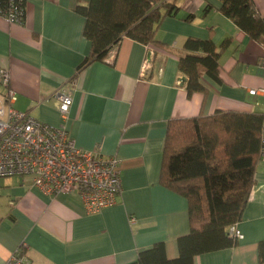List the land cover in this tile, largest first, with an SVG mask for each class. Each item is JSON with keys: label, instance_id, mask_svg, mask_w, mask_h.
Wrapping results in <instances>:
<instances>
[{"label": "crops", "instance_id": "1", "mask_svg": "<svg viewBox=\"0 0 264 264\" xmlns=\"http://www.w3.org/2000/svg\"><path fill=\"white\" fill-rule=\"evenodd\" d=\"M87 0H25L23 24L0 16V67L10 72L16 108L53 126L62 124L55 94L71 91L66 126L78 147L117 155L122 192L117 203L88 214L79 194L47 195L24 177H0V264L26 243L31 264H131L140 251L165 244L179 256L178 240L190 233L187 199L160 183L169 121L211 115L217 109L258 111L250 89L264 87V46L220 12L221 0H177L156 38L166 48L125 37L104 61L77 69L89 54L85 18L75 11ZM264 18V0H254ZM209 4V8L205 9ZM219 46L232 42L220 58L223 82L204 75L207 95H188L179 59L188 37ZM151 58L145 73L143 63ZM77 74V75H76ZM76 75V77H75ZM3 89L0 87V92ZM258 108V109H257ZM233 247L205 253L194 264H264V160Z\"/></svg>", "mask_w": 264, "mask_h": 264}, {"label": "trees", "instance_id": "2", "mask_svg": "<svg viewBox=\"0 0 264 264\" xmlns=\"http://www.w3.org/2000/svg\"><path fill=\"white\" fill-rule=\"evenodd\" d=\"M6 2L0 0V5ZM176 2L87 0L77 4L75 11L85 18L83 33L91 43L77 74L93 62L104 61L125 37L169 50L156 35L165 18L178 11ZM220 12L264 46V18L254 0H221ZM231 42L228 37L217 46L212 34L207 39L188 37L180 49L171 50L178 56L189 96L207 95L204 75L223 82L220 58ZM262 120L258 111L217 109L208 116L169 121L160 183L187 199L190 233L179 238L177 258H169L165 244L158 242L140 251L131 264H194L201 254L237 244L229 230L242 219L255 185L262 159ZM259 257L264 262V241L259 244Z\"/></svg>", "mask_w": 264, "mask_h": 264}, {"label": "built area", "instance_id": "3", "mask_svg": "<svg viewBox=\"0 0 264 264\" xmlns=\"http://www.w3.org/2000/svg\"><path fill=\"white\" fill-rule=\"evenodd\" d=\"M0 16L11 24H23L25 0H7L0 5ZM146 57L142 71L151 68ZM184 82L183 79L180 81ZM0 177L30 178L31 185L47 195L77 193L85 211L96 214L117 203L122 192L121 160L96 150L78 147L66 126L73 102L71 91L56 92L62 124L53 126L38 119L31 111L16 108L17 93L10 87V72L0 67ZM251 96H263L264 87L250 89ZM261 149L264 160V108ZM230 235L238 240L242 234L233 225ZM22 243L4 264H31Z\"/></svg>", "mask_w": 264, "mask_h": 264}, {"label": "rangeland", "instance_id": "4", "mask_svg": "<svg viewBox=\"0 0 264 264\" xmlns=\"http://www.w3.org/2000/svg\"><path fill=\"white\" fill-rule=\"evenodd\" d=\"M264 106V99H259V106H257L259 109ZM257 108V109H258Z\"/></svg>", "mask_w": 264, "mask_h": 264}]
</instances>
